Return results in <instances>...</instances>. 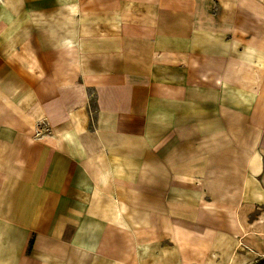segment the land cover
Instances as JSON below:
<instances>
[{"label": "crops", "instance_id": "1", "mask_svg": "<svg viewBox=\"0 0 264 264\" xmlns=\"http://www.w3.org/2000/svg\"><path fill=\"white\" fill-rule=\"evenodd\" d=\"M257 262L264 0H0V264Z\"/></svg>", "mask_w": 264, "mask_h": 264}, {"label": "trees", "instance_id": "2", "mask_svg": "<svg viewBox=\"0 0 264 264\" xmlns=\"http://www.w3.org/2000/svg\"><path fill=\"white\" fill-rule=\"evenodd\" d=\"M256 264H261V262H257Z\"/></svg>", "mask_w": 264, "mask_h": 264}, {"label": "built area", "instance_id": "3", "mask_svg": "<svg viewBox=\"0 0 264 264\" xmlns=\"http://www.w3.org/2000/svg\"><path fill=\"white\" fill-rule=\"evenodd\" d=\"M42 134H40V136H41Z\"/></svg>", "mask_w": 264, "mask_h": 264}]
</instances>
